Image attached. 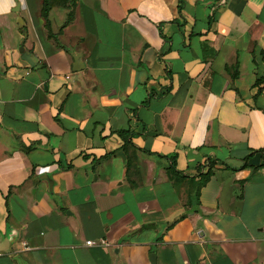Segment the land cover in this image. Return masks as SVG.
<instances>
[{"label":"crops","instance_id":"crops-1","mask_svg":"<svg viewBox=\"0 0 264 264\" xmlns=\"http://www.w3.org/2000/svg\"><path fill=\"white\" fill-rule=\"evenodd\" d=\"M41 7L0 0V264H264V0Z\"/></svg>","mask_w":264,"mask_h":264},{"label":"trees","instance_id":"trees-1","mask_svg":"<svg viewBox=\"0 0 264 264\" xmlns=\"http://www.w3.org/2000/svg\"><path fill=\"white\" fill-rule=\"evenodd\" d=\"M50 6H51V0H42L41 15L45 18L47 26H48L47 15H48V11L50 9ZM182 8H183V0H177V9H178V11L181 12ZM69 18H70V16H69ZM260 82H262V78L257 79L256 83H260ZM117 133L121 137H123L125 139L129 136V130H119V131H117ZM214 165H215V161L214 160L207 159V162L203 166H207L208 170H207L206 173L199 172V174H198L199 179L195 183V186L193 188L194 190L190 191V193H191L190 195L191 196L189 198V202L198 201L199 189H200L201 186H203L207 182L209 176L212 173V168L214 167ZM244 165H246V163ZM260 166H264V159L261 162ZM170 170H171V172L172 171L174 172L173 167H171ZM198 171H201V166L199 167Z\"/></svg>","mask_w":264,"mask_h":264},{"label":"built area","instance_id":"built-area-1","mask_svg":"<svg viewBox=\"0 0 264 264\" xmlns=\"http://www.w3.org/2000/svg\"><path fill=\"white\" fill-rule=\"evenodd\" d=\"M107 241H105L104 239H100L98 241H94V240H86L85 241V245H107Z\"/></svg>","mask_w":264,"mask_h":264},{"label":"water","instance_id":"water-1","mask_svg":"<svg viewBox=\"0 0 264 264\" xmlns=\"http://www.w3.org/2000/svg\"><path fill=\"white\" fill-rule=\"evenodd\" d=\"M151 264H155L154 255L151 256Z\"/></svg>","mask_w":264,"mask_h":264}]
</instances>
